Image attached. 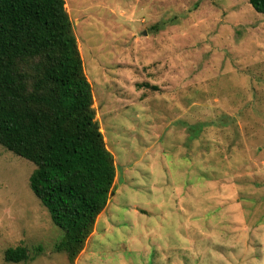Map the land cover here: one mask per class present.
Wrapping results in <instances>:
<instances>
[{
  "label": "rangeland",
  "instance_id": "obj_1",
  "mask_svg": "<svg viewBox=\"0 0 264 264\" xmlns=\"http://www.w3.org/2000/svg\"><path fill=\"white\" fill-rule=\"evenodd\" d=\"M115 157L78 264H264V15L249 0H65ZM0 145V264H71ZM100 216V217H101Z\"/></svg>",
  "mask_w": 264,
  "mask_h": 264
},
{
  "label": "trees",
  "instance_id": "obj_2",
  "mask_svg": "<svg viewBox=\"0 0 264 264\" xmlns=\"http://www.w3.org/2000/svg\"><path fill=\"white\" fill-rule=\"evenodd\" d=\"M264 15V0H249ZM0 145L35 165L34 195L75 264L114 195L117 167L65 0H0ZM29 259L8 249L7 263Z\"/></svg>",
  "mask_w": 264,
  "mask_h": 264
},
{
  "label": "crops",
  "instance_id": "obj_3",
  "mask_svg": "<svg viewBox=\"0 0 264 264\" xmlns=\"http://www.w3.org/2000/svg\"><path fill=\"white\" fill-rule=\"evenodd\" d=\"M116 178H117V177H116ZM115 187H116V180H115V184H114V188H115ZM108 204H109V203H108ZM107 206H108V205H107ZM105 210H106V209H105ZM105 210H104V211H105ZM104 211L102 212V214L104 213ZM102 214H101V215H102ZM101 215H100V216H101ZM100 216L98 217L97 222H96V224H95L94 232L92 233L91 237L88 239L84 251L80 254V256H79L78 259L76 260V263H75V264H78L79 261H80V259L83 257V255H85V253L87 252V250H88V244H89V242H90V239H91L92 237H94L96 234L99 233V231H98V224H100V223L102 222V216H101V217H100Z\"/></svg>",
  "mask_w": 264,
  "mask_h": 264
}]
</instances>
